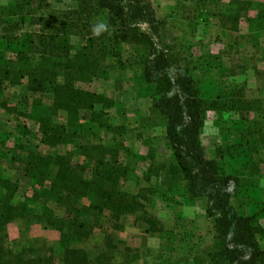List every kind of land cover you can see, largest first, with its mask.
Returning <instances> with one entry per match:
<instances>
[{
    "label": "trees",
    "instance_id": "trees-1",
    "mask_svg": "<svg viewBox=\"0 0 264 264\" xmlns=\"http://www.w3.org/2000/svg\"><path fill=\"white\" fill-rule=\"evenodd\" d=\"M74 1L76 8L57 11L49 0H10L0 27V113L29 118L38 126L41 146L52 149L42 152L24 138L18 139L16 149H7L10 133L0 128V159L23 164L25 176L33 183V194L16 201L19 182L0 167V240L11 221L33 212L31 205L51 200L64 215L47 205L42 215L62 232V264H130L125 263L128 256L112 234L105 235L95 254L80 244L92 239L104 224H119L129 215L136 216L147 233H164L148 204L156 196L167 201L178 193L190 201L206 200V213L213 220L212 241L195 257V264H264L260 244L264 238V70H256L263 94L250 98L246 84L229 81L223 52L198 58L185 53L181 58L167 39L161 41L166 23L158 19L151 0ZM252 11L255 16L248 17ZM244 18L254 30H261L264 5L250 0L227 4L206 0V26L217 20L224 30L231 24V30L238 32ZM98 22L106 23L108 30L96 37L91 28ZM98 79L115 81L119 89L124 83L132 84L139 99L151 100L148 121L163 128L172 153L169 163L153 160L151 148L148 157L133 154L118 139L127 133L110 117L119 102L80 87ZM7 85L25 86L34 95L29 113L11 106L5 97ZM45 95L50 96V104L45 103ZM210 112L218 116L223 140L213 158L205 153L201 138ZM240 112L254 113L255 118L225 119ZM83 113L90 114L85 124ZM87 131L107 132L113 138L82 143ZM28 133L25 125L21 136ZM122 152L128 154L126 162L121 160ZM134 159L151 161L144 176L146 187L131 167ZM152 176L163 178L162 183L153 185ZM127 181H136V192L124 187ZM239 197L250 202L249 215L234 205ZM0 264L56 262L13 258L0 249Z\"/></svg>",
    "mask_w": 264,
    "mask_h": 264
},
{
    "label": "rangeland",
    "instance_id": "rangeland-1",
    "mask_svg": "<svg viewBox=\"0 0 264 264\" xmlns=\"http://www.w3.org/2000/svg\"><path fill=\"white\" fill-rule=\"evenodd\" d=\"M9 1L0 0V27L4 24L8 14ZM151 1L157 11L158 19L166 23V27L160 31L161 41L167 39L168 44L176 48L181 58L187 56L185 53H191L198 58L208 52L215 54L223 52L225 64L230 72L229 81L246 84V93L250 98L262 96L263 92L260 90H262L263 83L256 70H264V28L254 30L248 18L241 20L238 32L231 30V24L224 30L217 20H210L211 24L206 26V0ZM230 1L222 0L226 4ZM250 1L264 5V0ZM49 2L52 9L57 11H65L77 6L74 0H49ZM254 16L255 12L252 11L248 17ZM143 27L150 29L148 25ZM31 29L38 30L37 27L25 28V30ZM159 44L163 46L162 43ZM35 59L38 58L35 57ZM80 87L105 94L119 102V105L110 111V117L117 126L127 128V133L119 136L118 139L133 154L148 157L149 148H151L154 154L153 160L157 163L163 164L171 161L172 153L167 147L163 128L158 123L155 125L148 121L151 100L149 98L139 99L132 84L124 83L123 89H119L115 81L98 79L89 84H81ZM5 97L11 106L16 107L21 113L26 114L31 111L34 95L27 92L25 86L7 85ZM44 101L50 104V96L45 95ZM89 117L90 114L83 113L82 123L85 124ZM254 118L255 114L250 112L230 113L225 116V119L234 121ZM64 119V116L59 117L61 123L65 122ZM25 125L30 133L23 137L21 135L24 133ZM0 128L10 133L6 144L7 149H16L18 139L24 138V142L30 141L38 145L42 152H52V149L41 146L40 137L37 135L38 126L26 116L12 115L3 111L0 113ZM112 138V134L103 131H87L81 137L82 143L88 144L108 142ZM201 138L205 153L209 158H213L216 148L223 144L216 113H208ZM65 150L67 149L62 151ZM128 159V154L122 152L121 160L126 162ZM131 165L139 178L138 182L146 187L144 176L151 165L150 159L146 161L134 159ZM0 167L5 169L6 175L19 182L16 201H21L24 197L33 194V183L25 176L23 164L11 163L9 159H0ZM87 175L89 177L90 173ZM161 179L163 178L157 179L156 176H152V184L162 183ZM261 186L264 195V164L262 165ZM124 187L133 192L138 189L136 181H127ZM164 189L162 187V190ZM158 197H154L153 202L148 204V209L162 222L164 233L157 235L147 233L145 227L136 220V216L129 215L124 216L119 224H104L103 229L97 230L93 238L81 243L80 247L90 253H98L108 233L113 235L115 241L120 244L122 252L128 256L125 263L195 264V257L199 253H204L213 237V220L206 213V200L190 201L178 193L171 194L170 200L167 201L160 200ZM233 203L245 214H250L251 207L248 199L235 198ZM44 205L55 210L59 216L64 215L63 210H58L56 203L40 199L38 204L31 205L33 212H28L24 218L11 221L4 228L0 240V249H3L4 253H11L13 258L20 256L25 259H45L62 264V252L59 248L62 232L60 228L52 227L46 222V218L42 215ZM261 222L264 225V217ZM260 244L264 248V238H260ZM126 247L130 250L125 251ZM121 263H124V260H121Z\"/></svg>",
    "mask_w": 264,
    "mask_h": 264
},
{
    "label": "clouds",
    "instance_id": "clouds-1",
    "mask_svg": "<svg viewBox=\"0 0 264 264\" xmlns=\"http://www.w3.org/2000/svg\"><path fill=\"white\" fill-rule=\"evenodd\" d=\"M108 30V25L106 23H96L92 26L91 31L92 35L98 37L103 32Z\"/></svg>",
    "mask_w": 264,
    "mask_h": 264
}]
</instances>
